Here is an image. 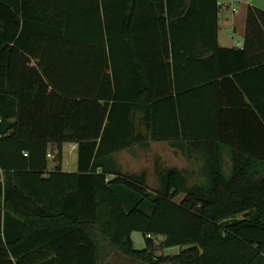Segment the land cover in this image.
Masks as SVG:
<instances>
[{
	"label": "trees",
	"instance_id": "trees-1",
	"mask_svg": "<svg viewBox=\"0 0 264 264\" xmlns=\"http://www.w3.org/2000/svg\"><path fill=\"white\" fill-rule=\"evenodd\" d=\"M222 11L219 0H0V264H264V112L243 83L256 75L264 94V11L247 7L233 49L219 43ZM226 83L240 118L201 109L202 91ZM152 141L202 160L205 181L168 168L153 191L145 172L111 162ZM66 144L75 172L62 169ZM158 237L180 252L157 258Z\"/></svg>",
	"mask_w": 264,
	"mask_h": 264
},
{
	"label": "rangeland",
	"instance_id": "rangeland-1",
	"mask_svg": "<svg viewBox=\"0 0 264 264\" xmlns=\"http://www.w3.org/2000/svg\"><path fill=\"white\" fill-rule=\"evenodd\" d=\"M243 1V0H241ZM252 5L260 8L264 11V0H248ZM232 12L230 10H223L220 13L221 29H220V39L222 45L228 46H238V41H242L243 37L230 27V19ZM232 36V38L230 37ZM172 145L164 142H149L147 146H136L131 150L124 151L114 155L111 159L113 165H116L124 173L126 172H145L148 178V185L153 190L156 191L161 187V182L159 174L164 170L171 168L173 165H181L185 167L186 160L183 156H173L171 153ZM74 144L64 145V159H63V171L65 172H75L77 171V154L74 152ZM56 155V152L53 153ZM53 158H50L51 168L53 167ZM191 163V162H190ZM193 167H185L184 170L187 181L190 185L194 183L204 182L205 177L201 175L205 164L202 160L195 158L192 160ZM182 197L179 198L181 200ZM134 246L136 250H142L145 247L144 237L139 232H134L133 234ZM163 237H158L156 240L157 248L154 254L157 258L167 255H176L180 252L179 248L173 247L168 249H163L161 242ZM118 264H131L126 260L118 259L116 263Z\"/></svg>",
	"mask_w": 264,
	"mask_h": 264
},
{
	"label": "crops",
	"instance_id": "crops-1",
	"mask_svg": "<svg viewBox=\"0 0 264 264\" xmlns=\"http://www.w3.org/2000/svg\"><path fill=\"white\" fill-rule=\"evenodd\" d=\"M249 5H252L248 0H243L241 1L239 5V10L237 13L232 12V16L230 19V27L232 30L235 32H238L242 37V41H238V46H228V45H222L221 39H220V34H219V43L222 48H227V49H233V48H242L244 44V32H245V21H246V12H247V7ZM255 6V5H252ZM256 7V6H255ZM220 29H221V21H220ZM220 32V31H219ZM232 38V36L230 35ZM259 78L254 76H250L248 79L244 80L243 83L250 88V90L253 92L255 95V98L257 99L258 105L260 109L264 112V94L258 91L257 83L259 82ZM192 99V98H190ZM198 100L200 99L202 102V105L204 107H201L203 112H209L210 117H215L219 115L218 113L224 112L225 116L230 117V118H240L242 115L240 112H244L245 105L242 102L241 96H239L236 92V89L232 86V84H225V88L221 86L220 84H217L215 86H211L207 90H203L202 94L197 98ZM229 104V106L227 105ZM255 112H258V109L254 108ZM243 131H241L242 133ZM240 131H232V132H227L225 134L228 142L232 144V148H238L239 143L241 142L239 139V134H241ZM256 141H259L258 139H255ZM236 144V145H235ZM238 145V146H237ZM75 146L74 152L77 154V146ZM231 146L227 145V149L230 150ZM171 153L173 156H183V158L186 160V166L190 164L191 167H193V163L186 158L184 150L180 148H176L174 146L171 147ZM242 148V147H239ZM78 157V154H77ZM182 165V164H181ZM181 165H173L171 168H178L180 170H186L185 167H181ZM231 165L230 159L226 156V166L227 168ZM54 167V165H53ZM62 169H63V164H62ZM128 174H141L143 172H126ZM17 223L15 220L8 221V230L7 233L9 234L10 237H15L17 234ZM133 237V236H132ZM164 239V238H163ZM134 241V240H133ZM145 241V240H144ZM135 245V244H134ZM145 248V247H144ZM143 250V249H142ZM166 256V255H165ZM119 258H113L111 260L110 264H118L116 263V260ZM52 264V263H49Z\"/></svg>",
	"mask_w": 264,
	"mask_h": 264
},
{
	"label": "built area",
	"instance_id": "built-area-1",
	"mask_svg": "<svg viewBox=\"0 0 264 264\" xmlns=\"http://www.w3.org/2000/svg\"><path fill=\"white\" fill-rule=\"evenodd\" d=\"M241 0H219V4L222 6L223 10L229 9L233 13H237L239 10V5ZM53 158V156H50Z\"/></svg>",
	"mask_w": 264,
	"mask_h": 264
}]
</instances>
